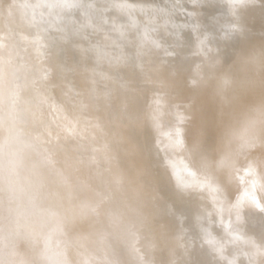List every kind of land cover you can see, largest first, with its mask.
<instances>
[{
	"label": "bare ground",
	"instance_id": "obj_1",
	"mask_svg": "<svg viewBox=\"0 0 264 264\" xmlns=\"http://www.w3.org/2000/svg\"><path fill=\"white\" fill-rule=\"evenodd\" d=\"M260 42L264 0H0V262L34 245L79 264H264L255 125L218 161L199 144L217 119L205 82ZM42 185L61 193L43 210Z\"/></svg>",
	"mask_w": 264,
	"mask_h": 264
},
{
	"label": "clouds",
	"instance_id": "obj_2",
	"mask_svg": "<svg viewBox=\"0 0 264 264\" xmlns=\"http://www.w3.org/2000/svg\"><path fill=\"white\" fill-rule=\"evenodd\" d=\"M259 5L261 0H250ZM227 87H223L224 82ZM210 98L217 105V119L203 131L200 150L209 160L218 161L229 151H235L237 137L249 122L255 125L256 147L250 154L264 169V42L253 43L222 58L215 75L205 82ZM218 178L229 188L232 182L227 169L218 171ZM61 196L58 190L48 191L42 185L39 200L41 210L48 207L52 198ZM0 243H3L0 241ZM0 264H12L4 260ZM30 264H79L69 252L46 251Z\"/></svg>",
	"mask_w": 264,
	"mask_h": 264
},
{
	"label": "snow or ice",
	"instance_id": "obj_3",
	"mask_svg": "<svg viewBox=\"0 0 264 264\" xmlns=\"http://www.w3.org/2000/svg\"><path fill=\"white\" fill-rule=\"evenodd\" d=\"M244 0H229V9L230 11L234 12L237 7H240L243 5ZM255 203V206L258 210L264 211V207H261V205L258 202L253 201ZM239 207V204L237 205ZM237 219H239V216H237ZM235 239H239V236H235ZM209 244H215L216 242L212 239L208 240ZM218 251H222V249H218ZM229 264H235V261H230Z\"/></svg>",
	"mask_w": 264,
	"mask_h": 264
},
{
	"label": "rangeland",
	"instance_id": "obj_4",
	"mask_svg": "<svg viewBox=\"0 0 264 264\" xmlns=\"http://www.w3.org/2000/svg\"><path fill=\"white\" fill-rule=\"evenodd\" d=\"M29 124H30V123H28V125H26V126L28 127ZM4 193H5V195H6L7 197H9V198H11V196L13 195V192H12L11 190L4 191ZM11 201H12V202H11ZM11 201H8V202H6V203H7V204L12 203V207H11L10 211L13 212V213H14V212L16 213L17 209L19 208V207H18V206H19V203H17V201L14 200V199H12ZM32 247H33V248H31V250H32L35 254H37V255H35L36 257L38 256V254H41L40 251L37 250V248H35L34 245H32Z\"/></svg>",
	"mask_w": 264,
	"mask_h": 264
}]
</instances>
